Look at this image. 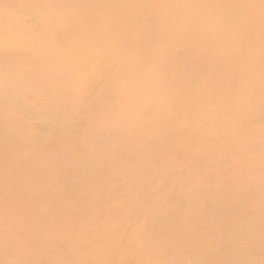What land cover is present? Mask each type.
<instances>
[{"label": "bare ground", "instance_id": "1", "mask_svg": "<svg viewBox=\"0 0 264 264\" xmlns=\"http://www.w3.org/2000/svg\"><path fill=\"white\" fill-rule=\"evenodd\" d=\"M24 14L35 15L38 24L27 26L19 17ZM0 37L21 43L13 47L0 41V70L10 71L9 78L0 81V91L12 81L34 78L37 86L27 90L37 103L36 117L44 116L48 108L60 109L53 121L70 125L67 138L80 128L81 143L89 144L90 132L100 121L129 126L147 117L149 122L140 125L144 128H137L136 142L154 138L149 126L165 125L172 152L184 148L180 170L187 164L193 171L205 159L215 158L219 166L232 155L244 159L262 152L254 143L252 123L264 128V96L259 92L264 90V76L256 78L264 73V0H0ZM188 47L194 53L178 67L176 53ZM242 62L247 64L233 66ZM191 78L194 86L187 89L184 85ZM204 84L212 87L198 89ZM228 85L231 88L225 91ZM167 88L172 91L166 93ZM24 92L20 89L18 95ZM245 96L259 97L260 107L252 108ZM64 114L74 118L63 122ZM17 115L5 131L0 118V139L15 141L28 152L39 148L40 137L33 129L44 126L20 124L29 120V111ZM236 117L235 129L221 127ZM183 124L191 131L176 135L175 128ZM18 134L25 139L15 140ZM260 134L263 137L264 131ZM56 137L43 145L44 151L51 149ZM158 140L163 144L162 138ZM2 155L0 162L10 156ZM239 172L218 170L211 177L217 180L225 173L241 177ZM40 196L41 191L36 192L24 210L20 207L26 196H12L17 215L9 225L0 226V233L16 230L30 237L20 252L28 259L34 256V262L39 249L42 254L50 248L58 254L43 256L42 264H179L164 257L171 245L157 250V245L141 242L147 234L136 227V219L116 221L114 227L97 209L61 206L52 195L45 200ZM39 204L47 206L46 216ZM6 253L16 256L17 251Z\"/></svg>", "mask_w": 264, "mask_h": 264}, {"label": "rangeland", "instance_id": "2", "mask_svg": "<svg viewBox=\"0 0 264 264\" xmlns=\"http://www.w3.org/2000/svg\"><path fill=\"white\" fill-rule=\"evenodd\" d=\"M19 17L27 26H35L39 22L33 14ZM53 28L60 29L57 25ZM6 38L0 37V41L7 46L14 47L19 43L11 38L5 42ZM190 50L188 47L176 53L178 67L188 62L186 60L194 53ZM246 64L242 62L233 66L240 68ZM36 71L33 72L37 74ZM9 76L8 69L0 70V81H6ZM192 76L186 75V78ZM262 76L264 73L261 72L256 78ZM193 79L184 85L187 89L194 86ZM34 81V78L22 83L12 81L0 91V118L5 123L3 131L19 118L18 113L27 111L29 120L20 124L44 126L40 130L33 129L38 139L40 137V147L29 152L15 141L0 139V154H10L0 162V208H4V212L0 213V226L9 225L17 215L12 208V196H26L20 207L24 210L26 202L41 191L42 200L52 195L54 202L61 206L97 209L104 213L103 219L109 217L107 221H111L114 227L118 224L116 221L136 219V227L147 234L141 241L145 246L156 248L157 245L159 250L164 245H171L164 255L169 261H178L179 264H264V136L260 134L264 128L260 123H252V129L256 136L255 145L262 147L261 154H250L244 159L232 155L234 157L219 166L214 163L215 158L211 161L205 159L197 163L193 171L189 169L193 166L187 164L180 170L178 161L182 159L184 148L181 152H172L173 145L165 125L149 126L151 130L148 132L154 138L144 140L145 143L136 142L137 128L149 122L147 117H143L140 124L129 126L113 120L100 121L93 126L89 139L86 136L89 144L81 143L83 136L80 128L72 138H67L70 132L65 133V130L68 127L71 131L70 125L53 121L61 114L60 109L51 107L44 116L36 117L37 103L34 104V96L27 90L37 86ZM210 87L211 84L209 87L204 84L198 89ZM230 88L228 85L224 90ZM20 89L25 90L22 95H18ZM169 91H172L171 88H167L166 93ZM259 92L264 96V90ZM16 96L19 97L14 99ZM243 99L252 108L260 107L259 97L245 96ZM63 117V122H69L74 115L64 114ZM87 117L84 115L83 119ZM237 122L238 117L222 122L221 127L235 129ZM189 128L192 127L183 124L176 127L178 132L174 133L183 134L184 131H191ZM53 135L57 137L50 146L52 150L44 151L43 145ZM236 135L244 138L242 133ZM159 137L163 144H159ZM22 139L25 138L18 134L15 140ZM13 159L15 161H8ZM218 170H239L242 176L238 174L230 178L225 173L223 178L212 179V174ZM33 188L36 191L29 192ZM39 205L44 212L47 210L44 204ZM48 226H52V222ZM15 232L5 230L0 233V264H39V260L42 264L45 261L43 256L58 254L57 249L45 248L42 254L38 250V263L34 262V256L28 259V255L23 256L20 249L25 247V243H30V237ZM8 249L17 251L16 256H8Z\"/></svg>", "mask_w": 264, "mask_h": 264}]
</instances>
